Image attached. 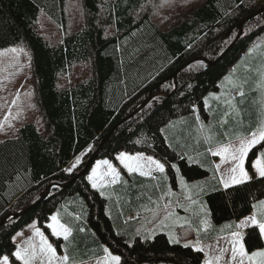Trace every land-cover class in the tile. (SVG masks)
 <instances>
[{
  "label": "trees",
  "instance_id": "1",
  "mask_svg": "<svg viewBox=\"0 0 264 264\" xmlns=\"http://www.w3.org/2000/svg\"><path fill=\"white\" fill-rule=\"evenodd\" d=\"M161 1L0 0V52L24 49L26 73L32 80L28 103L36 109L35 117L18 111L10 119L16 127L12 136L0 138V221L9 216L0 226V256L9 255L10 262L15 261L11 255L17 248L13 235L31 222L49 237L57 253H63V238L53 236L47 228L49 217L79 200L85 206L82 221L76 222L71 216L66 219L74 223L73 231L83 251L96 248L90 253L96 254L108 247L121 256V264H203V253L184 248L183 242H204L229 234L232 229L216 226L228 222L234 229V222L252 210L251 204L264 198L261 178L254 176L248 184L228 190L215 179L200 194L211 222L207 232L201 230L197 236L192 215V227L184 223L183 228H174L180 244L170 243L166 233L148 239L133 236L129 241L124 232L114 228L106 200L93 191L86 177L88 171L77 176L108 131L140 107L151 91L155 94L151 100L111 133L94 161L114 160L119 151H125L159 159L172 177L177 172L171 168L173 163L188 180L210 173L207 167L188 162L187 156L168 142L174 141L169 125L184 118L193 129L192 135L183 132L181 142L198 152L206 149L205 144H198L196 132L197 126L212 115L204 98L218 90L235 62L264 43V12L248 20L235 44L216 59L234 41L239 24L264 7V0H168L157 8L165 14L164 21L157 24L154 12ZM73 2L77 8L71 6ZM40 17L54 25L48 34L55 35L57 42L37 31ZM197 58L216 62L208 65ZM85 64L88 77H73L66 85V74ZM15 66L7 65L5 58L0 64L1 99L9 91L5 88L9 73H15L9 67ZM254 154L258 155L257 149L249 153L245 163L249 170ZM77 156H81V164L70 173L64 171ZM121 181L137 187L135 191L117 189L130 195L127 211L141 205H160V196L155 205L145 193L152 187L157 191L150 177L132 173ZM134 193L141 195L135 197ZM24 209L28 210L12 217ZM115 210L119 217L120 209L115 206ZM245 239L249 250L264 245L254 236Z\"/></svg>",
  "mask_w": 264,
  "mask_h": 264
},
{
  "label": "rangeland",
  "instance_id": "2",
  "mask_svg": "<svg viewBox=\"0 0 264 264\" xmlns=\"http://www.w3.org/2000/svg\"><path fill=\"white\" fill-rule=\"evenodd\" d=\"M177 1L181 3L185 0H177ZM167 2H168V0H163L156 5L155 12H154V16H155L154 19L155 20L153 19L155 23L159 24V23H162L164 21V19H165L164 15L165 14L159 13L157 11V8L167 4ZM71 6H73L74 8H77V6L75 5V2H73L71 4ZM73 11H75V10H72L71 12H73ZM73 15H74V12H73ZM71 16H72V13H71ZM52 28H54V25L51 23L50 20L45 19L44 17H40L38 19L37 31L45 39H48L49 41L54 40L57 42V40L55 39V35L51 36L48 34ZM263 44L264 43H261L257 47H253L248 52H246V55L254 53L253 63H249V61L246 60L247 59L246 55H244L237 62H235L236 64L232 66V69L228 72V75L224 76V78L229 77V80L235 82L236 84L243 83V90L245 91L246 94H248L250 92V85L255 83V78L257 76H259V74L262 71H264V63L262 65H259V60L255 59V58H258L260 56L264 57V46H263ZM14 48L20 49V47H14ZM3 53H5V55L0 56V64L3 63V59L5 58L7 65H16V66L12 67V68L9 67V69L14 71L15 73H13V74L9 73V77L5 81V84H6L5 88H8L9 91L5 96H3L2 99L0 97V123H3V127H0V130L2 129L1 134H0V138L3 136H6V137L12 136L16 127H15L14 122L10 123V119L15 117V114L18 111H22L25 115H32L33 114L34 117L36 116V109L34 108V106L32 104L28 103V96H30L29 94H30V89L32 87V85H31L32 80H31V78L28 79V75L26 73V58H27L26 53L21 52L17 55V54L9 52L7 50L4 51ZM250 65H256L255 69H251ZM233 69H235V71H233ZM253 70H255L256 72H254ZM88 71H89L88 64L81 66V68H77L74 73H71V71H70L66 74V78L64 80V83L66 85H69V83H70L69 79H71L73 77H75V79L80 78V77H83V78L88 77ZM230 73H232L231 76H230ZM224 78L221 79V81L219 83L220 85H219V88L217 91L210 92L207 94V98L209 97V95H212L213 98H210V99L208 98L207 104H206V105H210V107L216 113H217V108L219 106H221V108H224V112H222V110H221V116L222 117H219V120H218V118L214 115V113L209 111V113L212 114L211 119L208 120L207 122H203V124L205 125L206 128L207 127L211 128V131H212V133L215 134L216 139L222 140L223 143H225V144H227L229 142L236 143L237 142L236 138H235L236 134L241 133V132H246L247 130L242 131L243 127L248 126L250 121H257L260 118L259 101L261 99V96H260V94H257L256 100H254L255 103L254 102L249 103V107L243 109V107L240 106V104L238 103V100H236L238 93H237V96L233 95V94H236V91L233 89L232 83H229V81H226ZM245 78H247L246 82H245ZM29 80L31 81V83ZM222 81L223 82L225 81V82L223 83ZM61 82H63V81L61 80ZM217 97H219V99H217ZM232 97H235V100L233 101V103L236 105V109H237L236 112H233L232 109L229 108V106L226 103V101L228 99H232ZM13 100L16 101L15 105H13L11 103ZM9 110L11 111V116L9 117V119L7 121H5L4 117L6 115H8ZM226 112H229L231 114L229 116L225 117ZM179 119H176L177 121L175 120L176 122H173V124H171L172 127H170V129H169V134H171L170 136L173 138L172 140H174V141H171L170 139H168V142L171 143L172 146H174V148L178 149L179 151L183 152L184 154L187 153L186 156H187L188 162H190L188 157H194L197 159L196 163H198L204 167H207L209 169L210 173L205 178L188 180L180 172H174L173 177L170 176L167 172H165V174H163V175L156 173V172H153L152 175L158 177V179L154 180L156 185H157V191L155 189H153V187H152L151 189H149V191H146L145 193H147V195H149V197L152 199V201L154 202L155 205L158 202V196L164 197L163 199H161V202L159 205L160 206L159 217L161 219L165 215V211H166L165 210V204L171 203V209L170 210L174 213V216L168 221V224L170 227L161 228L159 226L158 220H154L152 223H148V221L152 219V212L146 211L145 209L156 210L157 205L156 206H154V205H141L140 208L137 207V209H135V207H134L131 211H127V208H130V205L127 202V197H130V195H128L125 191L117 192L118 191L117 189H123V190L130 191L131 188H134V191H135L137 189L136 186L129 187V183L121 181L118 184V186H116L115 188H114V186L116 184L109 185L107 188L102 189V191H104L105 195H101L100 191H97V189H95L91 186L94 192H98L99 195H101L102 197L105 198V200H106V212L109 215V217L111 218V221H112L114 228L118 232L119 231L124 232L125 233L124 235H126V237L129 241H130V238H132L133 236H139V237H142L144 239L145 235L149 236V238H152L157 233H166L169 237V231L174 233V228L176 226L184 224L186 220L194 222V218H195L194 223L199 225L200 220L205 218L204 213L200 212L201 206H204L206 211H207V207H206L204 201L200 198V195H195V194H193V198L197 200V204H191V201L184 199V196L187 193L182 190L181 184L179 182V178H183L184 181L187 182L189 185H192V184L202 185L204 188L203 192H205L208 189V187L213 183V181L215 179L218 180V178H219V173L214 174L213 169H214V166L216 164L220 163V159H219V157H216V159H215L214 156H212V155H211V159L208 158V153H207V148L209 147L208 144L206 146V149L204 147H202L200 149V152H198V151H195V149H193L192 146L187 145L184 142H181L183 132H185L186 135L191 134L193 128H191V126H188L187 123H184V118H179ZM224 119H227V123H221V121ZM240 121H242V123H240ZM8 126H10V127H8ZM197 128H199V125L197 126ZM225 133L227 135H225ZM198 135L200 137L199 139H203L202 133H198ZM182 144H184V145H182ZM121 152L127 153L130 156H136V155L148 156V155L141 154V153H128L125 151H119L115 155L114 160L107 159L113 164L114 167L117 168L118 171L121 172V180L122 179L124 180L130 174L125 169H123V166L120 165L119 161L116 160V156L119 155ZM198 153H201L202 155H198ZM75 160H76V158L74 159L72 164L75 162ZM99 160H103V159H101V158L96 159L91 164V167L88 169V173H87L86 177H88L91 174L92 167H94L96 162ZM72 164H71V166H72ZM225 167H228V166L222 165V170ZM101 171H104V169L102 168ZM249 171H250V173H252V170H249ZM252 174L254 175V173H252ZM165 176H166V179L164 178ZM207 178L209 179L208 183H207V181H205V179H207ZM210 182H212V183L210 184ZM90 184H91V182H90ZM169 188H171L172 193H174V195H165V193L168 191ZM191 191H193V193L195 192V190H191ZM125 193H126V195H125ZM134 195H135V197H138L139 195H141V193L140 194L134 193ZM262 199H264V198H262ZM178 201H179V204H182L184 206H190L189 211L186 212V211H184L183 207L178 206V203H177ZM78 202H80V201L79 200H73L69 204L71 206L68 205L66 209H63V210L59 209L55 213H53V215L58 216L60 223L64 224L67 227H70L72 229V234L69 237V239L67 241L63 240V243H62L63 253H61L60 255H57V256H62V255L67 254L72 258L71 262L75 259L82 258L84 256H88V254H90L96 250V248H91L90 251L85 252V251H83V249L79 248L80 238L75 237L76 234H75V231H73L74 223H70L66 219L69 216H71V217H73V219H75L76 222L82 221L85 206L82 205L81 203H78ZM114 204L121 211V214L119 217H117V215H116V210H115ZM177 208L181 209L182 212L180 213L177 210ZM251 211L247 215H250ZM194 212H198L199 216L193 215ZM192 215L194 216V218L192 217ZM247 215H245L241 219H244ZM77 217H79V219H77ZM207 219L210 221L209 215L207 216ZM121 220H122L123 224H121ZM33 223L36 224V222H31L29 225H27L26 228H24L21 231H18L17 233H15L13 235V241L17 246H19L21 248L26 247V242L29 240H31L33 243L39 244V237L34 236V234H33L34 230L30 227V225H32ZM50 223H52V221L49 222V224ZM226 224H230V223L225 222V223L220 224L216 227L219 229H222V228H224V226ZM134 225H135V227H133ZM197 225H195V226H197ZM36 226H37V224H36ZM138 229L140 230V233H141L140 235H137ZM201 230H203L202 226H201ZM41 231L43 232V230H41ZM185 231H187V230H185ZM45 236L48 238L49 242L51 243L49 237L46 234H45ZM229 238H230V233L224 234V235H222V237L218 238L216 240V242H219V243L222 242V243L226 244V241ZM185 242H191L192 244L196 243V241L194 239L186 240L183 243H185ZM224 244L220 245V246L221 247H230L228 244L227 245H224ZM199 247L204 249V252H202L203 253V264H204L205 259H207L211 256H214V255H217L216 253H214V249L217 250L218 252L220 249L217 246H215L214 244H211L208 242H201V241H200ZM205 253H207V256H205ZM225 257H226V259H230V252L225 253L223 258H225ZM10 264H11V262H10ZM37 264H39V262H37ZM97 264H102V263H97ZM162 264H164V263H162ZM246 264H247V262H246Z\"/></svg>",
  "mask_w": 264,
  "mask_h": 264
},
{
  "label": "snow or ice",
  "instance_id": "3",
  "mask_svg": "<svg viewBox=\"0 0 264 264\" xmlns=\"http://www.w3.org/2000/svg\"><path fill=\"white\" fill-rule=\"evenodd\" d=\"M7 51L18 55L24 52V49L11 48ZM3 55H5V53L0 52V56ZM233 71H235V69H233ZM260 77V82L257 85L261 96L259 101L260 118L257 121H250L246 132L236 134V143L229 142L225 144L222 140L216 139L211 128H206L202 123L199 128L196 129L198 133L203 134V142L209 145L207 151L210 152L212 156L219 157L220 159V163L214 166L213 172L214 174L219 173L218 184L222 185L226 190L246 185L254 179V176L264 180V71L260 73ZM224 79L232 83L233 89L241 98L245 97L246 93L243 90V83L236 84L230 81L229 77H225ZM246 80L247 78H245V82ZM217 99H219V97H217ZM234 100L235 97H232V99H228L226 103L233 112H236L237 109L236 105L233 103ZM253 102L255 103V101ZM11 103L15 105L16 101L13 100ZM238 103L243 104L244 99H240ZM205 104H207V100H205ZM195 111V108H193V112ZM230 114L231 113L226 112L225 117ZM10 116L11 111L9 110L4 120L7 121ZM196 120L199 121L200 117L197 116ZM221 123H227V119L222 120ZM240 123H242V121H240ZM0 127H3V123H0ZM169 127H172V125H169ZM161 131H163V129ZM225 135L227 134L225 133ZM258 145H260L259 148H257ZM253 149H257L258 152V155L254 154V159L251 161V170L254 175L245 167L249 153L252 152ZM184 155H187V153ZM184 155H181V159L184 158ZM198 155L202 154L198 153ZM188 159L192 163L197 162V159L194 157H188ZM116 160L119 161L123 169L129 174L138 173L140 176H148L153 180L158 179L157 176L152 175L153 172L161 175L166 172L165 163L161 162L159 159L153 158L151 155L130 156L127 153L121 152L116 156ZM80 164L81 156H77L72 166L64 171L70 173ZM222 165H227L228 167L222 170ZM102 168L104 171H101ZM171 168L176 169L177 172L179 171L177 165L174 163L171 165ZM164 178L166 179V176ZM87 179L91 182L93 188L100 191L101 195H105L102 189L107 188L109 185L119 183L121 180V172L118 171L109 160L103 159L96 162ZM179 182L182 190L187 193L184 199L191 201V204H197V200L193 198V194L200 195L204 191L203 186L200 184L189 185L183 178H179ZM191 190H195V192L193 193ZM165 195H174V193H172L171 188H169ZM163 198V196L160 197V199ZM177 203L178 206L184 208V211H189L190 206L179 204V201ZM170 209L171 203H166V211L162 219L159 217L160 206L158 203L156 210L145 209L146 211L152 212V219L149 220L148 223L158 220L161 228L170 227L168 221L174 216V213ZM251 209L250 215H247L244 219H240L239 222H234V229L232 224H226L224 226L227 229H232L230 231V238L226 241L230 247H221L219 249V254L205 259L204 264H219V261L224 257L225 253L229 252L230 259L226 264H246V262L247 264H264V246L257 247L256 250H249L246 248L247 241L245 239L246 236H254L257 240L264 241V199L255 200V202L251 204ZM200 212L204 213L205 218L201 219L199 225L195 228L197 236L200 234L201 226L205 232L211 227V222L207 219L208 213L204 206L200 207ZM193 215L199 216V213L194 212ZM50 219L52 223L48 224L47 228L51 230V234L57 238L62 237L63 240L67 241L72 234V229L60 223L56 215L51 216ZM77 219H79V217H77ZM185 224L192 227L191 221L186 220ZM184 226V224L180 225L181 228ZM30 227L34 230V236L39 237V244L29 240L26 242V247L21 248L17 246L16 250L11 253V255L15 257V261H19L20 264H37V262H39V264H69L72 260L69 255L57 256L56 248L49 242L44 232H42L35 223L30 225ZM245 229L248 231L245 232ZM80 230L83 231V229ZM140 234V230L138 229L137 235ZM148 238L149 236H144V239ZM169 242L175 244L181 243L180 239L171 231H169ZM199 244L200 241L198 239L195 244L185 242L182 246L184 248L192 247L193 250L198 253L204 252V249L199 247ZM103 252L105 254L103 257V264H121L122 258L120 255L114 254L108 247H104ZM205 256H207V253H205ZM15 261H12L11 264H15ZM0 264H10V256H0Z\"/></svg>",
  "mask_w": 264,
  "mask_h": 264
},
{
  "label": "crops",
  "instance_id": "4",
  "mask_svg": "<svg viewBox=\"0 0 264 264\" xmlns=\"http://www.w3.org/2000/svg\"><path fill=\"white\" fill-rule=\"evenodd\" d=\"M258 46V45H257ZM257 46H255V47H257ZM263 46H264V44H263ZM244 55H246V53L244 54ZM243 55V56H244ZM253 56H254V53L253 54H247L246 55V60L247 61H249V63H253V61H254V58H253ZM255 59H257V60H259V65H262L263 63H264V57L263 56H260V57H258V58H255ZM236 64V63H235ZM234 64V65H235ZM251 66V69H255V67H256V65H250ZM231 69H232V67H231ZM230 69V70H231ZM229 70V71H230ZM228 71V72H229ZM254 72H256L255 70H253ZM228 72H227V74L226 75H224V76H227L228 75ZM231 74L232 73H230V76H231ZM224 78V77H223ZM222 78V79H223ZM260 74H259V76H257L256 78H255V83L254 84H251L250 85V92L248 93V94H246L245 95V97L244 98H241L239 95L237 96V92H236V94H233L234 96H237V98H236V100H240V99H244V103L243 104H240V106H242L243 107V109L244 108H247V107H249V103H252L254 100H256V96H257V94H260V90H259V88L257 87V84L260 82ZM223 82V81H222ZM225 82V81H224ZM223 82V83H224ZM220 85V84H219ZM209 99L210 98H213L212 97V95H209V97H208ZM207 98V96L204 98V100H207L208 99ZM205 106H206V108H208V110L209 111H211L212 113H214V115L218 118V120H219V117H222L221 116V110H222V112H224V108H221V106H219L218 108H217V113L210 107V105H206L205 104ZM201 124V123H200ZM245 130H248V126H244L243 127V130L242 131H245ZM199 143V145H200V147H202V144H205L204 142H203V139H199V141H198ZM205 146H207V144H205ZM213 146H215V145H213ZM208 149V148H207ZM208 153H210V152H208ZM210 155V157H211V153L209 154ZM215 159H216V157H214ZM222 186V185H221ZM223 187V186H222ZM51 216H53V214L52 215H50V217H49V222H51ZM49 222H48V224H49ZM237 222H239V220L237 221ZM220 237H222V236H220ZM220 237H217V238H214V239H211V240H208V241H204V242H208V243H211V244H214L215 246H217L218 248H221V246L220 245H223L224 243H219V242H216V240L218 239V238H220ZM224 245H227V242H226V244H224ZM264 246V245H263ZM214 253H216V254H219V252L217 251V250H215L214 249ZM57 255H60V253H57ZM104 252H103V247H102V249H101V251L99 252V253H96V254H90L89 256H84V257H82V258H78V259H75V260H73L72 262H71V264H97V263H102L103 264V257H104ZM229 261V259H226V257L225 258H223L222 260H220L219 261V264H226V262H228ZM20 263V262H19Z\"/></svg>",
  "mask_w": 264,
  "mask_h": 264
},
{
  "label": "water",
  "instance_id": "5",
  "mask_svg": "<svg viewBox=\"0 0 264 264\" xmlns=\"http://www.w3.org/2000/svg\"><path fill=\"white\" fill-rule=\"evenodd\" d=\"M263 12H264V7L261 8V9H259V10L256 11L255 13L251 14L250 16L246 17V18H245V19L239 24V30H238V33H237V35H236L234 41L229 45V47H227V48L225 49V51H224V52H223V53H222V54H221L216 60H219V59H220L224 54H226V53L228 52V50H229V49L235 44V42L238 40L239 36H240L241 33H242V29H243L244 24H245L248 20H250L251 18H253L254 16H257V15L263 13ZM195 60H202V61L206 62L208 65H212L213 63L216 62L215 60H214V61H210V60H206V59H204V58H197V59H195ZM195 60H194V61H195ZM191 62H192V61L186 63V64L183 65L180 69H182L183 67H185L186 65H188V64L191 63ZM176 74H177V73H175V74L173 75V78L176 77ZM168 79H170V77H169ZM154 95H155L154 92L151 91L149 97H148V98L142 103V105H141L140 107H138V108H137L136 110H134L131 114H129L128 116H126L124 119L120 120L118 123H116V124L114 125V127H112V128L108 131V133H107V134L105 135V137L102 139V141H101L100 145L98 146V148L95 150V152L92 154V156L87 160V162H86L84 168L80 171V173H79L77 176H81V175H84V174L87 173L88 168L90 167V165L92 164V162L94 161V159L96 158V156L98 155L99 151L101 150V147L103 146V144H104V142L106 141V139L111 135V133H112V132H113V131H114V130L120 125V124H122L123 122H125L126 120H128L129 118H131L132 116H134L137 112H139V111L145 106V104L148 103L149 100H151V98H152ZM50 187H51V186H49L48 189L46 190L45 195L48 193ZM26 210H28V209H24L22 212H19V213L13 214L12 217L19 216L20 214L26 212ZM8 217H9V216L4 217V219H2V220L0 221V226H1L2 224H4L5 219L8 218Z\"/></svg>",
  "mask_w": 264,
  "mask_h": 264
},
{
  "label": "bare ground",
  "instance_id": "6",
  "mask_svg": "<svg viewBox=\"0 0 264 264\" xmlns=\"http://www.w3.org/2000/svg\"><path fill=\"white\" fill-rule=\"evenodd\" d=\"M185 68V67H184ZM176 124V123H175ZM161 127V126H160ZM166 142V141H165Z\"/></svg>",
  "mask_w": 264,
  "mask_h": 264
}]
</instances>
